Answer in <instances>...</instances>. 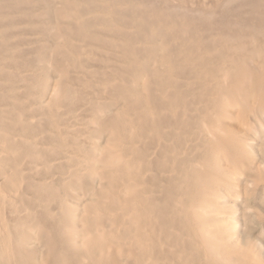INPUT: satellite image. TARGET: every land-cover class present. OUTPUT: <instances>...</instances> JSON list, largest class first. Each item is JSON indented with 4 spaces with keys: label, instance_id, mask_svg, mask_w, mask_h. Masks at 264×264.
I'll list each match as a JSON object with an SVG mask.
<instances>
[{
    "label": "rangeland",
    "instance_id": "rangeland-1",
    "mask_svg": "<svg viewBox=\"0 0 264 264\" xmlns=\"http://www.w3.org/2000/svg\"><path fill=\"white\" fill-rule=\"evenodd\" d=\"M0 221V264H264V0H0Z\"/></svg>",
    "mask_w": 264,
    "mask_h": 264
},
{
    "label": "bare ground",
    "instance_id": "bare-ground-1",
    "mask_svg": "<svg viewBox=\"0 0 264 264\" xmlns=\"http://www.w3.org/2000/svg\"><path fill=\"white\" fill-rule=\"evenodd\" d=\"M3 215V214H2ZM1 222V221H0ZM0 225H1V223H0ZM2 226V225H1ZM3 229V228H2ZM2 232V231H1ZM7 232V231H6Z\"/></svg>",
    "mask_w": 264,
    "mask_h": 264
}]
</instances>
